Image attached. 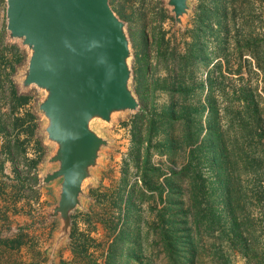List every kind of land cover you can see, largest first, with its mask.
<instances>
[{
  "label": "rangeland",
  "instance_id": "obj_1",
  "mask_svg": "<svg viewBox=\"0 0 264 264\" xmlns=\"http://www.w3.org/2000/svg\"><path fill=\"white\" fill-rule=\"evenodd\" d=\"M109 4L139 106L90 121L107 144L65 230L48 92L24 85L0 0V264H264V0H188L181 21L169 0Z\"/></svg>",
  "mask_w": 264,
  "mask_h": 264
},
{
  "label": "water",
  "instance_id": "obj_2",
  "mask_svg": "<svg viewBox=\"0 0 264 264\" xmlns=\"http://www.w3.org/2000/svg\"><path fill=\"white\" fill-rule=\"evenodd\" d=\"M177 21L188 0H169ZM8 29L32 49L24 85L48 94L40 108L47 133L58 144L52 162L59 168L45 183L62 178L59 204L64 229L80 204L84 180L107 141L90 128L94 117L110 120L115 111L135 110L129 87V41L109 0H8Z\"/></svg>",
  "mask_w": 264,
  "mask_h": 264
},
{
  "label": "trees",
  "instance_id": "obj_3",
  "mask_svg": "<svg viewBox=\"0 0 264 264\" xmlns=\"http://www.w3.org/2000/svg\"><path fill=\"white\" fill-rule=\"evenodd\" d=\"M14 95V96H17V94H18V91L16 90V86H15V84L13 83L12 84V90H11V95ZM18 97V96H17ZM20 97V96H19ZM21 99L22 100H24L25 102H26V100H27V96H25V95H22L21 96ZM11 102L12 103H14L15 102V100H13V96H11ZM2 103L3 102H1V100H0V111H1V109H3L2 108ZM22 103H24L23 101H22ZM146 111L148 112V110H144V112L142 113L143 115H146ZM189 137H191L190 135H189ZM21 153H23L24 155H26V153H27V150L26 149H22V152ZM38 181H39V179H38ZM226 197H225V199H226V201H229L230 200V198H229V193L226 191ZM227 207H228V209L230 210V203H227ZM231 226H232V221H231ZM238 233V232H237ZM236 232L235 233H233L234 235H236V237H237V239H239V242L240 243H242L241 245H243L242 246V249H244V251H243V253L245 254V255H247V256H249L250 255V251H251V244L248 242V240H247V238L244 236V233L245 232H239V234H237ZM71 236H72V233H71ZM259 246V253L260 254H264V244L263 245H261V244H259L258 245Z\"/></svg>",
  "mask_w": 264,
  "mask_h": 264
},
{
  "label": "crops",
  "instance_id": "obj_4",
  "mask_svg": "<svg viewBox=\"0 0 264 264\" xmlns=\"http://www.w3.org/2000/svg\"><path fill=\"white\" fill-rule=\"evenodd\" d=\"M53 183H55L54 184V186L56 187V185H57V187L59 186V184H57L58 182H57V180H54V182H50V183H47V186H50V185H52ZM60 193H61V190H60Z\"/></svg>",
  "mask_w": 264,
  "mask_h": 264
}]
</instances>
